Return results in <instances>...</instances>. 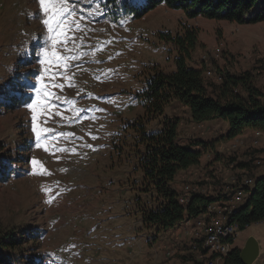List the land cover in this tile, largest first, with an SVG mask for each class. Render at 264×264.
I'll list each match as a JSON object with an SVG mask.
<instances>
[{
	"label": "rangeland",
	"instance_id": "1",
	"mask_svg": "<svg viewBox=\"0 0 264 264\" xmlns=\"http://www.w3.org/2000/svg\"><path fill=\"white\" fill-rule=\"evenodd\" d=\"M144 3L70 0L80 30L73 29L74 42L67 45L72 51H60L75 55L65 70V75H75L70 81L56 77L64 84L62 90L49 84V99L55 107L47 124L41 122L46 117L38 116V127L50 131L37 139L31 131L33 113L26 105L38 99L50 75L45 71L48 65L40 63L44 56L37 55L43 47H51L50 34L42 15L33 18L38 0H0V170L8 173L0 181V256L8 262L148 264L150 241L158 238L144 228L143 218L144 211L154 207L156 193L143 187L140 162L145 147L140 123L150 134L161 129L162 119L168 116L164 112L146 124L142 96L154 67L166 74L177 69V46L166 34L176 37L187 25L198 28L193 66L215 74L213 80L218 82L216 66H227L235 73L250 71L264 92V28L189 18L165 3L136 17ZM183 121L193 138L202 131L223 130L220 124L198 129ZM221 140L210 148L214 158L221 157L220 170L216 169L220 179L211 181L214 187L233 172L241 179L264 171V138L258 147L234 152L230 145L235 139ZM256 158L263 163L254 164ZM33 159L40 163L33 165ZM242 162L248 168H239ZM205 164L204 160L190 177L197 186L208 181ZM251 237L259 246L252 264H264V221L240 231L234 247L242 249ZM179 256L172 260L189 264L188 257Z\"/></svg>",
	"mask_w": 264,
	"mask_h": 264
},
{
	"label": "trees",
	"instance_id": "2",
	"mask_svg": "<svg viewBox=\"0 0 264 264\" xmlns=\"http://www.w3.org/2000/svg\"><path fill=\"white\" fill-rule=\"evenodd\" d=\"M160 3L182 10L189 18L201 16L237 24L264 21V0H145L136 17H141ZM165 36L177 46V69L166 74L158 66L154 67L147 91L142 96L146 124L156 116H163L166 107L177 101L189 108L191 121L195 123L212 120L227 123L229 130L223 140L237 139L248 131L264 134V92L256 86L251 72L235 73L227 66H216V74L221 80H210L204 76L203 68L197 69L191 63L199 46L198 28L187 25L176 37ZM162 120L161 129L150 134L145 133V123H140L141 142L145 147L140 162L144 172L143 187L156 193L154 207L144 211L143 226L156 233L157 238L163 232L177 229L187 219L204 215L207 206L214 202L202 194L194 195L187 205L179 202L180 194L173 187L176 176L200 165L205 149L212 144L199 142L203 149H193L194 144L183 146L178 140L179 119L165 117ZM28 146L31 147L30 144ZM29 159L30 155L27 161ZM7 177L8 173L0 170V181ZM231 220L239 231L252 223L264 221V176L256 180L246 203L232 215ZM240 250L234 247L225 264H242ZM25 263H10L0 256V264Z\"/></svg>",
	"mask_w": 264,
	"mask_h": 264
},
{
	"label": "crops",
	"instance_id": "3",
	"mask_svg": "<svg viewBox=\"0 0 264 264\" xmlns=\"http://www.w3.org/2000/svg\"><path fill=\"white\" fill-rule=\"evenodd\" d=\"M248 23V22H247ZM233 25H235L234 23H231ZM249 26H254V25H258L260 28H264V21H260L254 24H248ZM197 69H201L202 67L199 66H194ZM250 72V71H249ZM204 76L206 78L209 79H214L216 76L215 74L209 73L208 71L204 72ZM178 107V109H176ZM165 114L170 117V118H178L179 119V127H178V132H179V142L180 144H182L183 146H189L191 144H198V145H194L192 148L193 149H203L202 144H199V142H206L208 144H212L210 145V147H208L207 149H205L204 154L202 156L201 159V163L200 165L203 163V161L205 160V166H209L208 169L209 171H205L203 173L206 174V183L205 184H199V188L201 190L206 189L209 190V198H212L213 200L219 202V203H224V202H228L230 199V196L232 195V191H227L226 187L229 184H232V180L233 178L237 179V183L242 184V179L244 178V176L241 179H238L236 177V174L231 173L229 175L226 176L227 180H224L223 182L219 183V185L217 187H214L211 183V181H216L215 179H220V174H217L216 169L220 170V165H221V157L218 158H214L213 155H211L212 150L210 148L212 147H217L219 144L222 143V137H224L229 130V126L227 123L221 121V120H212L209 122H205V123H195L193 121H191V116H190V110L188 107L182 105L181 103L174 101L172 102L169 106L166 107L165 109ZM184 119L189 120L188 122H191L193 128L197 127L199 128H206L210 125L213 124H220L223 126V130L219 133L217 132H206V131H202L201 132V136H197L196 138H193V135H191V133L189 132L188 128H185L184 125ZM249 137L248 141L246 140V144L241 147H248V146H254V147H258L260 140H262V138H264V134L258 135L257 132H251L248 131L246 132L242 137ZM256 136H260L259 137V143L258 144H254L253 143V139ZM244 137V138H246ZM190 138V139H188ZM241 138V137H239ZM192 142V143H191ZM238 148V149H239ZM237 149V150H238ZM234 150V151H237ZM232 151V152H234ZM218 153H220L221 151H218ZM232 152H229L230 154ZM232 160V159H231ZM260 159H255L253 160L254 164H262L263 161H261L260 163H257L256 161H258ZM242 164H246V166L242 165ZM200 165L198 166H194L191 167L190 169L186 170V171H181L178 173V175L176 176V179L173 183V187L179 192V194H185L186 193V186L192 185V186H197L196 184H194V182H192L193 180H190L193 176V174H196L198 172V168ZM204 166V167H205ZM239 168H248V163L242 162L239 166ZM242 172H245L244 170ZM246 174V173H244ZM264 176V171H258L256 173L255 176H250L253 179V183L250 186V189L253 190L255 182L258 178ZM215 177V178H214ZM181 181H183V185H181ZM237 183H234L233 185L235 187L238 186ZM214 190L213 192H211V190ZM211 192V193H210ZM182 228H180V226L177 229L174 230H170L167 232H163L160 235H158V239L155 242H151L150 241V253L146 254L145 260L148 262V264H168V258H167V252L169 250H180L181 249V253L183 254V250L184 247L187 246V244L190 241V238L185 236L183 238H181L180 240H175V235L176 234H180L181 233ZM240 248V247H238ZM241 249V248H240ZM175 258H180L179 254L175 255ZM182 258V257H181ZM194 256L191 258L190 256H188L187 258V263L189 264H194L195 262L193 261Z\"/></svg>",
	"mask_w": 264,
	"mask_h": 264
},
{
	"label": "built area",
	"instance_id": "4",
	"mask_svg": "<svg viewBox=\"0 0 264 264\" xmlns=\"http://www.w3.org/2000/svg\"><path fill=\"white\" fill-rule=\"evenodd\" d=\"M218 56L220 47L214 49ZM207 59L206 55L203 60ZM261 135V132H257ZM259 137L253 139L254 144L259 143ZM246 144V140L242 138L235 139L230 145V150H237L240 146ZM260 163L261 161H256ZM237 179L233 178L232 184H229L226 189L232 191V195L228 202L219 203L214 200L213 203L207 206L206 213L200 217L187 219L180 224L181 233L175 235V240H180L185 236L190 238L187 246L184 247L183 255L191 258L194 256V264H225L226 258L234 248V240L239 234L238 226L232 223V215L237 212L247 201L250 192V186L253 179L250 176H244L242 184L237 183ZM186 193L179 195V202L182 205H187L191 198L196 194H202L209 197V192L206 189L201 190L198 186H186ZM180 250H169L167 252L168 264H177L175 259L176 254H182Z\"/></svg>",
	"mask_w": 264,
	"mask_h": 264
},
{
	"label": "snow or ice",
	"instance_id": "5",
	"mask_svg": "<svg viewBox=\"0 0 264 264\" xmlns=\"http://www.w3.org/2000/svg\"><path fill=\"white\" fill-rule=\"evenodd\" d=\"M135 2L136 0H130V3L135 4ZM38 4L39 8L37 12L33 14V18L40 19L42 15V24L45 27L46 32L50 34L48 40L51 42V47H43L38 51L37 55L44 56V59H41L40 63L48 65L45 71L50 72V75L47 78L45 87L40 91L38 99H34L26 106L30 108L33 113L30 121L31 131L35 133L37 139H40L44 138L45 134H47L50 129L47 127H38V116L46 117V119L41 122L47 124L49 119H51L53 114L52 110L55 107L49 99L52 96V93L48 91L49 84L52 89L62 90L64 84L57 82L56 77L59 75L65 80L70 81L75 75L74 73L70 76L65 75V70L69 67L70 61L76 58L75 55L66 56L63 51H60V49H65L69 52L72 51L67 48V45L70 40H73L74 38L73 29L80 30V22L74 19L76 14L70 6V0H38ZM69 33L73 34L72 37L69 36ZM109 59H111V57H109ZM38 79L40 78L38 77ZM55 99H59V96H56ZM55 114L62 115V113L59 112H56ZM61 135H63V133H61ZM92 138L96 139L97 137L93 136ZM86 146L91 147V145ZM52 147H55V144H53ZM57 150L70 151L73 153L76 151L75 148H57ZM31 163L37 165L40 162L33 159ZM40 167L41 169L43 168L42 165H40ZM43 171L46 172L47 170L44 169ZM62 171H67V169H62ZM44 190L50 191V189Z\"/></svg>",
	"mask_w": 264,
	"mask_h": 264
},
{
	"label": "water",
	"instance_id": "6",
	"mask_svg": "<svg viewBox=\"0 0 264 264\" xmlns=\"http://www.w3.org/2000/svg\"><path fill=\"white\" fill-rule=\"evenodd\" d=\"M240 251L242 264H252L259 255V246L256 239L251 237Z\"/></svg>",
	"mask_w": 264,
	"mask_h": 264
}]
</instances>
